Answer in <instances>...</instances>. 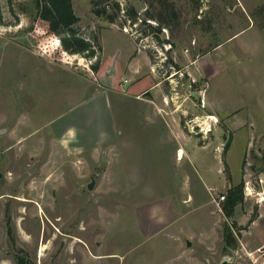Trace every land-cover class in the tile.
I'll use <instances>...</instances> for the list:
<instances>
[{"label": "rangeland", "instance_id": "1", "mask_svg": "<svg viewBox=\"0 0 264 264\" xmlns=\"http://www.w3.org/2000/svg\"><path fill=\"white\" fill-rule=\"evenodd\" d=\"M72 3L94 57L0 0V264H264V0Z\"/></svg>", "mask_w": 264, "mask_h": 264}, {"label": "trees", "instance_id": "2", "mask_svg": "<svg viewBox=\"0 0 264 264\" xmlns=\"http://www.w3.org/2000/svg\"><path fill=\"white\" fill-rule=\"evenodd\" d=\"M36 6L38 10V17L47 26L48 31L51 34L60 35L64 33L60 38L62 47L65 51L71 54H79L83 57H94L96 55V45L93 40L81 36L75 29V25L79 20V16L76 14L72 0H36ZM96 14L102 15L104 9H95ZM171 14L173 10L170 11ZM175 15V13H173ZM114 16H110V21L114 20ZM93 70L98 69L97 63L92 64ZM227 147V146H226ZM224 172L227 173V177L230 179V171L228 163L223 157ZM243 181L239 185L230 187L228 194L225 196V204L223 205V212L227 218H232L234 215L235 206L242 202L243 199ZM236 227V225H235ZM226 244L229 247H234V237L232 235L231 228L228 227L226 231ZM19 264H27L26 257H18ZM32 264V263H31Z\"/></svg>", "mask_w": 264, "mask_h": 264}, {"label": "built area", "instance_id": "3", "mask_svg": "<svg viewBox=\"0 0 264 264\" xmlns=\"http://www.w3.org/2000/svg\"><path fill=\"white\" fill-rule=\"evenodd\" d=\"M264 179L262 177H259L257 180H256V183L257 184H260V183H263ZM254 184L250 181H247L245 186H244V190L246 192V194L249 196L250 194H252V192L254 191L255 187L253 186ZM264 191H258L257 190V193L258 194H261V199L264 200ZM220 199L221 200H224L225 199V196L224 194L220 196ZM250 255L253 257V258H256V259H259L260 257H263L264 258V245L262 246H259L257 247L255 250H253Z\"/></svg>", "mask_w": 264, "mask_h": 264}, {"label": "water", "instance_id": "4", "mask_svg": "<svg viewBox=\"0 0 264 264\" xmlns=\"http://www.w3.org/2000/svg\"><path fill=\"white\" fill-rule=\"evenodd\" d=\"M231 132H228V137L227 140L225 142V146H228L231 140ZM2 173L0 172V177H1ZM94 184V176L92 177L91 181L88 183V188H92ZM189 241H187V245H189ZM237 258V254L235 251H232V256L230 258H224L223 260H221V262L219 264H235V260ZM27 264H31L29 260H27Z\"/></svg>", "mask_w": 264, "mask_h": 264}, {"label": "bare ground", "instance_id": "5", "mask_svg": "<svg viewBox=\"0 0 264 264\" xmlns=\"http://www.w3.org/2000/svg\"><path fill=\"white\" fill-rule=\"evenodd\" d=\"M212 117V116H211ZM184 154V150H182L181 148L178 150V157L183 156Z\"/></svg>", "mask_w": 264, "mask_h": 264}]
</instances>
